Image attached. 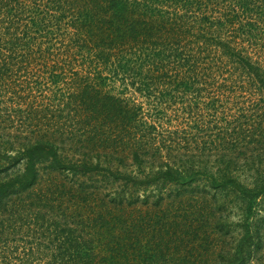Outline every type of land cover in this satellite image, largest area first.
I'll return each mask as SVG.
<instances>
[{"label": "trees", "instance_id": "1", "mask_svg": "<svg viewBox=\"0 0 264 264\" xmlns=\"http://www.w3.org/2000/svg\"><path fill=\"white\" fill-rule=\"evenodd\" d=\"M0 264H264V0H0Z\"/></svg>", "mask_w": 264, "mask_h": 264}]
</instances>
